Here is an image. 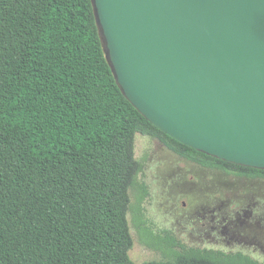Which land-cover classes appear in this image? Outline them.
Here are the masks:
<instances>
[{
	"label": "trees",
	"instance_id": "1",
	"mask_svg": "<svg viewBox=\"0 0 264 264\" xmlns=\"http://www.w3.org/2000/svg\"><path fill=\"white\" fill-rule=\"evenodd\" d=\"M137 135L205 168L264 178L176 141L134 107L93 0H0V264H137ZM172 253L143 264H262L241 252Z\"/></svg>",
	"mask_w": 264,
	"mask_h": 264
},
{
	"label": "water",
	"instance_id": "2",
	"mask_svg": "<svg viewBox=\"0 0 264 264\" xmlns=\"http://www.w3.org/2000/svg\"><path fill=\"white\" fill-rule=\"evenodd\" d=\"M134 107L176 141L264 170V0H93Z\"/></svg>",
	"mask_w": 264,
	"mask_h": 264
},
{
	"label": "rangeland",
	"instance_id": "3",
	"mask_svg": "<svg viewBox=\"0 0 264 264\" xmlns=\"http://www.w3.org/2000/svg\"><path fill=\"white\" fill-rule=\"evenodd\" d=\"M135 154L144 168L130 191L134 262L199 248L241 252L264 264V178L205 168L142 135Z\"/></svg>",
	"mask_w": 264,
	"mask_h": 264
}]
</instances>
